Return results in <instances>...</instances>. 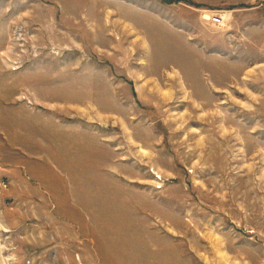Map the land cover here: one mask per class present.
<instances>
[{
  "label": "rangeland",
  "instance_id": "rangeland-1",
  "mask_svg": "<svg viewBox=\"0 0 264 264\" xmlns=\"http://www.w3.org/2000/svg\"><path fill=\"white\" fill-rule=\"evenodd\" d=\"M0 264H264V0H0Z\"/></svg>",
  "mask_w": 264,
  "mask_h": 264
},
{
  "label": "built area",
  "instance_id": "built-area-1",
  "mask_svg": "<svg viewBox=\"0 0 264 264\" xmlns=\"http://www.w3.org/2000/svg\"><path fill=\"white\" fill-rule=\"evenodd\" d=\"M213 21H214L215 23H217V24H221V23L223 22V17L220 16V15H215V16L213 17Z\"/></svg>",
  "mask_w": 264,
  "mask_h": 264
},
{
  "label": "bare ground",
  "instance_id": "bare-ground-1",
  "mask_svg": "<svg viewBox=\"0 0 264 264\" xmlns=\"http://www.w3.org/2000/svg\"><path fill=\"white\" fill-rule=\"evenodd\" d=\"M213 17V16H212ZM213 23H215L213 20H211Z\"/></svg>",
  "mask_w": 264,
  "mask_h": 264
}]
</instances>
